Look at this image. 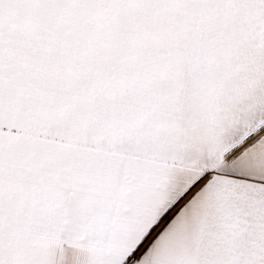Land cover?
I'll return each instance as SVG.
<instances>
[{
    "label": "snow or ice",
    "instance_id": "1",
    "mask_svg": "<svg viewBox=\"0 0 264 264\" xmlns=\"http://www.w3.org/2000/svg\"><path fill=\"white\" fill-rule=\"evenodd\" d=\"M0 264H264V0H0Z\"/></svg>",
    "mask_w": 264,
    "mask_h": 264
}]
</instances>
